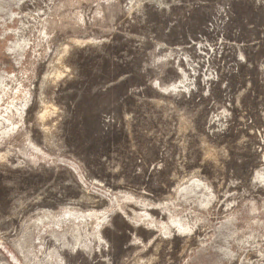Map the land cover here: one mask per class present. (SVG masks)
I'll list each match as a JSON object with an SVG mask.
<instances>
[{
  "label": "rangeland",
  "instance_id": "1",
  "mask_svg": "<svg viewBox=\"0 0 264 264\" xmlns=\"http://www.w3.org/2000/svg\"><path fill=\"white\" fill-rule=\"evenodd\" d=\"M0 264H264V0H0Z\"/></svg>",
  "mask_w": 264,
  "mask_h": 264
}]
</instances>
